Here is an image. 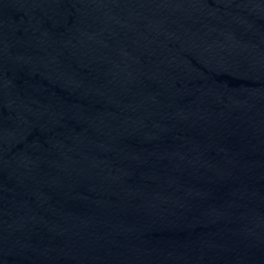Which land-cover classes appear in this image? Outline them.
I'll return each mask as SVG.
<instances>
[{"label":"water","instance_id":"obj_1","mask_svg":"<svg viewBox=\"0 0 264 264\" xmlns=\"http://www.w3.org/2000/svg\"><path fill=\"white\" fill-rule=\"evenodd\" d=\"M0 264H264V0H0Z\"/></svg>","mask_w":264,"mask_h":264}]
</instances>
